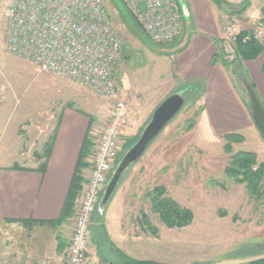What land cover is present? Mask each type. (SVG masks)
<instances>
[{
	"label": "rangeland",
	"instance_id": "obj_1",
	"mask_svg": "<svg viewBox=\"0 0 264 264\" xmlns=\"http://www.w3.org/2000/svg\"><path fill=\"white\" fill-rule=\"evenodd\" d=\"M12 1L0 2V156L11 129L19 122L23 165H33L53 134L59 109L68 106L96 122L88 132L93 147L92 140L105 125L109 101L66 77L38 73L29 61L5 51L7 10ZM252 2L254 10L261 5V0ZM104 5L122 39L113 84L129 109L122 153L107 182L138 141L154 110L172 94L185 87L188 91L180 111L122 173L103 213L95 211L88 253L97 232L105 250L120 248L129 253L135 249L145 254L146 262L247 264L263 256L264 138L255 123L249 129L217 133L206 120L200 100L202 87H188L172 79L168 60L158 53L167 45L152 44L120 0H104ZM232 17L243 23L241 18ZM227 21L223 20L222 27ZM232 80L250 114V98L242 80L233 75ZM228 134L236 138L226 139ZM91 151L85 160L88 171ZM249 171L256 174L254 194L253 187L244 181ZM116 227L121 228L119 242L106 232ZM37 231L25 232L26 236L3 232L1 242L5 240V249L12 251L34 248L41 242ZM125 255L122 264L130 258Z\"/></svg>",
	"mask_w": 264,
	"mask_h": 264
},
{
	"label": "crops",
	"instance_id": "obj_2",
	"mask_svg": "<svg viewBox=\"0 0 264 264\" xmlns=\"http://www.w3.org/2000/svg\"><path fill=\"white\" fill-rule=\"evenodd\" d=\"M252 1L220 0L216 4L211 0H184L187 17L182 16L186 21L182 36L158 52L168 60L173 80L188 87L193 84L202 87L200 100L206 120L220 134L249 129L253 124L232 75L248 82L264 109V39L260 42L263 51L256 60L237 61L232 65L228 64L230 59L223 41V20H229L231 10H239L244 2L249 5L239 16L244 24L264 21V0L255 10ZM95 124V121L90 122L88 115L71 106L60 108L49 156L43 160V166H40L42 161L34 160L29 167L23 165L21 123L13 126L0 156V264H66L74 214L61 224L55 222L62 213L84 139ZM87 173L86 167L81 170L82 185ZM93 217L94 214L90 225ZM120 229L113 228L112 232L106 229V232L119 242ZM35 230H39L37 237L41 242L34 248L12 251L5 249V240L1 242L3 232L15 231V235L26 236L25 232ZM97 235L96 232L88 253L96 264H122L123 254L130 257L125 264L130 260H149L135 249L129 253L120 248L105 250V242ZM261 257L264 255L258 258Z\"/></svg>",
	"mask_w": 264,
	"mask_h": 264
},
{
	"label": "built area",
	"instance_id": "obj_3",
	"mask_svg": "<svg viewBox=\"0 0 264 264\" xmlns=\"http://www.w3.org/2000/svg\"><path fill=\"white\" fill-rule=\"evenodd\" d=\"M120 1L152 44L170 45L181 38L183 18L177 0ZM7 12L8 54L29 61L38 73L66 77L109 101L105 125L92 140L90 167L75 206L66 257V264H96L88 255L90 222L122 153L129 119L128 106L118 98L113 84L122 39L112 26L104 0H13ZM222 32L231 48L241 32L261 42L264 21L249 27L231 18Z\"/></svg>",
	"mask_w": 264,
	"mask_h": 264
},
{
	"label": "water",
	"instance_id": "obj_4",
	"mask_svg": "<svg viewBox=\"0 0 264 264\" xmlns=\"http://www.w3.org/2000/svg\"><path fill=\"white\" fill-rule=\"evenodd\" d=\"M179 1L178 4L182 11V16L186 19V8L184 4ZM226 53L230 61L236 58L234 50L226 44ZM242 83L247 90L250 98L251 108L250 115L252 121L255 123L259 132L264 138V109L256 97L254 91L251 89L248 82L243 79ZM187 88L180 90L171 96L167 97L152 113L151 119L148 124L142 130V133L138 141L128 150L120 163L112 173L110 180L107 182L103 195L98 203L97 211L103 213L106 205L110 201L113 193L115 192L118 181L124 171H126L130 165H132L138 158L142 156L148 147L149 143L162 131V129L168 124L169 121L180 111L184 104V94L187 92Z\"/></svg>",
	"mask_w": 264,
	"mask_h": 264
},
{
	"label": "trees",
	"instance_id": "obj_5",
	"mask_svg": "<svg viewBox=\"0 0 264 264\" xmlns=\"http://www.w3.org/2000/svg\"><path fill=\"white\" fill-rule=\"evenodd\" d=\"M211 1L213 3H216V4L220 3V0H211ZM248 6H249L248 3L244 2L240 5L239 10L233 9L229 13V15L231 17L232 16H238L239 17L240 15H242V13L245 10L248 9ZM233 50H234L236 58L234 60L228 62L229 65H232V64L236 63L237 61L238 62H249V61L256 60L258 58V56L262 53L263 47H262L260 42L256 41L253 38L251 33L241 32L238 34V36L236 38V44L233 47ZM217 60H220V58H218ZM228 64H224V65L228 66ZM262 72L264 73V65L262 67ZM53 136L54 135H52L49 138V140L47 141V143L44 144L43 149H42V153L37 154L36 159L38 161L46 160L47 157L49 156V153L51 150V144L53 141ZM224 137L226 139L233 140L236 138V135L228 134ZM91 149H92V147H91L90 137H89V133H88V136H86V138L84 139L82 149H81L80 154H79L78 163L76 165L75 173H74V176L72 178L68 194L66 196V200L64 203L62 213L60 215V218L55 222L56 224L63 223L67 219L71 218L73 215L74 204H75V201H76L78 195L80 194V191L82 188L83 180L81 178V170L86 167L85 160H86L87 156L89 155ZM40 166H43V164L41 163ZM14 168L17 169L18 167H14ZM246 168L249 169L248 167H246ZM255 177H256V174L254 175L249 171L245 177L246 179H244L245 182H248V186L253 187V191H251L252 194H254V192H255L254 191V187L256 185V183H254ZM127 264H161V263L130 260V261H128ZM248 264H264V257L254 259V260L250 261Z\"/></svg>",
	"mask_w": 264,
	"mask_h": 264
}]
</instances>
